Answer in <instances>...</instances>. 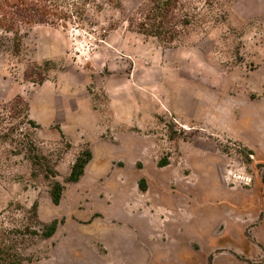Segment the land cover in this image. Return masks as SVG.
Wrapping results in <instances>:
<instances>
[{
  "label": "rangeland",
  "instance_id": "obj_1",
  "mask_svg": "<svg viewBox=\"0 0 264 264\" xmlns=\"http://www.w3.org/2000/svg\"><path fill=\"white\" fill-rule=\"evenodd\" d=\"M143 1L96 0L90 25H23L19 54L0 31L3 127L31 136L63 186L54 204L29 137H0V233L17 264H264V0L225 1L173 45L129 28ZM44 60L46 80L24 78ZM17 95L12 117L1 106Z\"/></svg>",
  "mask_w": 264,
  "mask_h": 264
},
{
  "label": "trees",
  "instance_id": "obj_2",
  "mask_svg": "<svg viewBox=\"0 0 264 264\" xmlns=\"http://www.w3.org/2000/svg\"><path fill=\"white\" fill-rule=\"evenodd\" d=\"M120 7L118 0H108ZM230 0H144L143 3L127 18L130 29L146 37L156 38L162 45H173L180 41L192 27L206 28L209 23L218 21L222 4ZM90 5L96 0H0V31L12 34L13 51L21 50V27L32 24H49L52 26L90 25ZM52 61L44 60L28 62L23 70L24 78L42 83L47 78ZM1 109L14 117L26 110V103L20 95L3 103ZM4 115L0 113V137L4 140L15 139L22 133L13 132L3 127ZM29 127L35 128L36 122L28 120ZM19 131V130H17ZM30 132V130L28 129ZM31 134V133H30ZM22 137L29 135H21ZM27 154L32 165L40 170H47L52 175L49 180V193L54 204H59L63 186L56 179V172L50 159L43 154L29 137ZM92 158L90 149L78 153L71 167L68 179L77 181L84 172L86 164ZM48 177V173L45 174ZM142 190L146 189L145 180H140ZM36 215V208L33 207ZM58 225L54 219L50 223H42L43 236H51ZM23 255L16 249L14 238L0 233V264H17L23 261Z\"/></svg>",
  "mask_w": 264,
  "mask_h": 264
}]
</instances>
